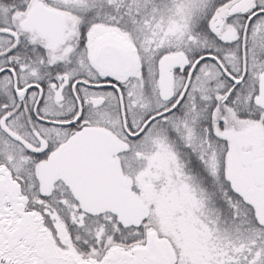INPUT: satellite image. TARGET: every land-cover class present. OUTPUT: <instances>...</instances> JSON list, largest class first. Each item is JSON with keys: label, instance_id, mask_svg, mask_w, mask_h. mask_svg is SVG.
I'll return each instance as SVG.
<instances>
[{"label": "snow or ice", "instance_id": "1", "mask_svg": "<svg viewBox=\"0 0 264 264\" xmlns=\"http://www.w3.org/2000/svg\"><path fill=\"white\" fill-rule=\"evenodd\" d=\"M0 264H264V0H0Z\"/></svg>", "mask_w": 264, "mask_h": 264}]
</instances>
